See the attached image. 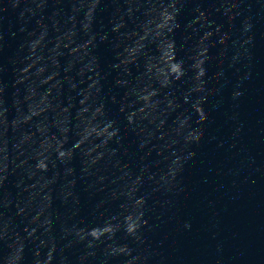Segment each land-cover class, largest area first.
<instances>
[{"label": "clouds", "instance_id": "obj_1", "mask_svg": "<svg viewBox=\"0 0 264 264\" xmlns=\"http://www.w3.org/2000/svg\"><path fill=\"white\" fill-rule=\"evenodd\" d=\"M173 70L175 71L176 69L174 68ZM93 235H96V233H95V232H93Z\"/></svg>", "mask_w": 264, "mask_h": 264}]
</instances>
